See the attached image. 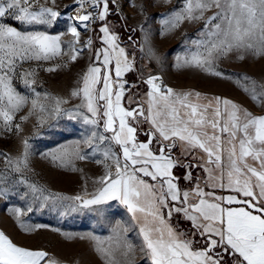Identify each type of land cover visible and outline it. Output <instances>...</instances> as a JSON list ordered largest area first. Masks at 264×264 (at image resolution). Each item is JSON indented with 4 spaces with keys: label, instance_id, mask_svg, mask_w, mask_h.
<instances>
[{
    "label": "snow or ice",
    "instance_id": "obj_1",
    "mask_svg": "<svg viewBox=\"0 0 264 264\" xmlns=\"http://www.w3.org/2000/svg\"><path fill=\"white\" fill-rule=\"evenodd\" d=\"M47 3L55 4V0H46ZM38 4L39 0H0V18L11 15L21 22L51 24L58 13L45 4L35 9ZM108 8V0H104L100 19H105ZM206 12L212 13L205 21L206 31L201 32L206 39L198 42L204 52L194 53L186 63L210 70L208 66L217 56L233 50L251 51L254 55L264 56V0H185L183 9L174 13L166 23L170 29H175L185 20L204 19ZM74 19L85 22L90 15L83 14ZM79 27V24L69 25L67 31L74 39L68 45L69 51L64 52L58 35L23 34L14 27L0 24V117L5 125L13 120L12 113L27 103V98L12 88L9 78V73L15 72L17 61H48L64 54L75 62L82 53V48L75 47L81 35ZM101 32L104 33L103 42L108 47L94 54L95 60L82 76V89L74 91L72 95L83 93L87 111L93 117L85 115V124L98 125V118H103L104 131L112 133L111 137H107L93 131L87 141L89 146L92 147L93 140L101 143L114 141L122 149L123 161L110 147L107 148L104 160H112L114 173L106 164L107 170L100 179L103 187L92 194L91 199L80 196L74 199L80 201L82 208L109 200H118L123 204L139 225L142 238L139 252L150 260V264H222V253L228 252L238 254L235 264H264V116H253L233 101L219 96L206 104L193 103L190 97L194 95L198 101L199 93H175L171 88L162 89L155 83L158 77L146 81L151 87L147 93L146 111L141 106L131 109L124 107L122 99L127 82L122 77L131 70V64L124 49L116 44V37L109 34L108 28L102 27ZM87 44L90 46L91 40ZM237 58L243 60L244 55L240 54ZM97 62L100 66H96ZM47 70L55 71V68ZM210 74L222 75L211 70ZM242 79L248 80L247 77ZM25 83L29 81L25 80ZM250 83V88L245 86V93H249L253 101L264 102V83ZM37 103L36 99L32 100L33 109ZM56 103V110L59 111L60 101ZM40 110L44 111L43 105H40ZM137 117L151 123L154 130L152 138L171 143H161L157 151L150 147L153 143L151 138L138 143L137 128L129 122V118L136 120ZM177 140L206 153V163L214 166L205 168L213 188L227 187L242 194L245 199L233 195L226 199L214 196L199 186L194 192L199 198L197 202L189 203L187 192L181 198L171 171L175 161L170 152ZM79 158L83 160L86 156ZM249 158L253 163H249ZM18 163L26 164V156L24 161ZM225 175L227 184L224 183ZM144 177L157 181L158 186ZM216 181H219V185ZM169 198L182 205L174 210L183 212L192 221L193 227L208 238V245L203 250H193L192 241L182 239L185 234L177 232L167 222L165 216L171 218L172 210L165 214L162 209L169 208ZM16 211L19 215L20 210ZM122 231L127 233L128 228ZM113 232L111 239L115 247L109 244L107 248L98 249L106 257V264H134V246L126 239L122 243L120 231L114 229ZM117 253L124 259H118ZM46 256L44 251L15 245L0 231V264H41Z\"/></svg>",
    "mask_w": 264,
    "mask_h": 264
},
{
    "label": "rangeland",
    "instance_id": "obj_2",
    "mask_svg": "<svg viewBox=\"0 0 264 264\" xmlns=\"http://www.w3.org/2000/svg\"><path fill=\"white\" fill-rule=\"evenodd\" d=\"M72 1L55 0V4H46V0H39L35 9L45 4L58 13L51 24L21 22L11 15L0 18V24L14 27L23 34L58 35L62 50L68 52V45L74 39L67 31L69 25L74 24L70 8ZM120 2L128 8L129 17L122 11ZM103 3L101 0L100 13ZM108 3L110 13L105 19L99 16L92 21L87 33L78 28L81 33L79 43L90 38L91 45L82 50L75 62L64 54L48 61L18 60L15 72L9 73L12 88L26 97L27 103L12 113L13 120L9 125H5L0 117V231L17 246L48 251L49 257L43 264H100L89 247L94 233L100 231L110 236L117 228L137 229L132 224V221L138 224L137 221L132 215L131 221L116 200L82 208L80 201L74 199L77 196L91 199L92 194L103 187L100 179L107 170L105 165L109 169L113 165L112 160H104V151L110 147L117 155L111 140L102 143L93 140L92 147L89 146L87 141L93 131L107 137L110 135L104 131L102 118H98V125L84 123L85 115L93 117L87 111L83 93L72 95L82 89V76L95 60L94 54L108 47L103 42L101 28L106 27L103 22L110 23L109 34L134 54L146 72L147 80L158 76L164 78L166 85L162 89L171 88L175 93H199L198 101L194 95L190 100L200 104L219 96L233 101L253 116H264V102L253 101L244 91L245 86L251 87V81H256L257 85L264 83V56L245 50L219 55L208 68L222 73L221 76L211 75L205 67L185 62L190 61L194 53L204 52L198 42L206 39L201 32L206 31L205 21L211 12H206L204 19L185 20L177 28L170 29L166 21L183 9L185 0H108ZM131 36L136 45L129 41ZM79 43L75 44L76 48ZM127 49L124 48V52L128 58ZM240 54L244 55L243 60L237 58ZM96 66H100L99 62ZM50 68L55 71H48ZM26 73L33 75L26 76ZM25 80L29 83L26 84ZM125 95L122 104L128 102ZM33 99L38 101L35 109L32 108ZM57 100L60 101L59 111L56 110ZM40 105L44 111L40 110ZM25 156L26 164L18 163L24 161ZM79 156H86V159ZM250 162L253 163L251 158ZM192 171L190 181L182 180L181 183L189 193V201L199 199L194 195L196 188L193 186L198 169ZM220 192L224 193L225 199L229 195L245 199L227 187ZM181 216L186 217L183 212ZM174 224L179 229L175 219ZM187 233L194 250H203L208 245L205 235Z\"/></svg>",
    "mask_w": 264,
    "mask_h": 264
},
{
    "label": "crops",
    "instance_id": "obj_3",
    "mask_svg": "<svg viewBox=\"0 0 264 264\" xmlns=\"http://www.w3.org/2000/svg\"><path fill=\"white\" fill-rule=\"evenodd\" d=\"M100 10H101V8H100ZM108 13H110V11H108ZM102 24H105L106 27L108 28V30H110L112 28L110 23L103 22ZM110 35H112V34H110ZM116 44L120 48L127 49V47L123 43H121L118 40V38H116ZM127 53L129 56L127 59L129 61V63L131 64V70L127 71L126 73L123 74L122 80L141 81L142 85L140 87H138L137 89H135V91L131 95L125 93V94H127V95H125V97L128 98V102H124L123 106L126 108H129V109L141 106L146 111L147 107H148L147 101L149 99L147 93L149 91H151L150 85H148L146 83L148 76L145 74L146 72L143 71L142 68L139 66L138 62L135 59L134 54L129 52L128 49H127ZM113 75H114V73H113ZM113 77L115 79V76H113ZM193 103H195V102L193 101ZM102 120H103V118H102ZM129 122L134 127L137 128L136 140L138 143L147 142L150 138L153 139L154 147H152V145H150V147L153 149V151H157L158 148L161 146V143H163L165 145L171 143L169 141H160V142L155 141L154 142V138L151 137V133L154 131L152 128V125L149 121L145 120L143 117H137L136 120H132L131 118H129ZM103 123H104V120H103ZM142 130L145 131L144 136H142L143 135ZM107 133L110 135V137L112 136L111 132H107ZM157 136H158V134H157ZM112 142H113V145L115 147L117 155L121 158V161H123L122 149L114 141H112ZM225 147H227V145H225ZM171 150L176 154V157L171 156V158L175 161V167H173V169L171 171H172L173 177H175L174 183H176L177 188H178L179 192L181 193V198H182L183 193L187 192V189L185 188V186L184 187L181 186L180 177H182V180H184V182H189L190 179L192 178L191 177L192 172H193L192 169H198V177L195 179V181H193V186L195 188H197V186H199V188L204 189L205 192H210V193H213L214 196L224 198V196H223L224 193L222 195L220 191H222V189L224 190L226 187L221 188V187L217 186V187L213 188L211 186L212 185L211 181H209V179H208V173L205 171V168L214 167V166L206 163V161H207L206 153H204L199 148L192 149L185 142H180L179 140L176 141L175 147H173ZM225 153L227 154V152H225ZM224 163H225V168H226L227 156L224 157ZM249 163H251L250 158H249ZM194 164L196 165L195 168H194ZM182 165H184V166H182ZM226 170H227V168H226ZM144 179L148 180L152 184H157V181H151L150 178L144 177ZM226 180H227V178L225 175V180H224L225 184L227 182ZM216 183H217V185H219V181ZM157 186H158V184H157ZM166 187L167 186L165 185V190H166ZM225 193H228V192H225ZM234 194H237V193L234 192ZM239 195H240V197H243L242 194H239ZM205 198L212 200L211 197H205ZM242 199H244V198H242ZM116 202H118L117 205L121 207L122 211H125L126 213H128V215L130 216V219H131V214L126 210V207L123 204H121L118 200H116ZM168 202H169V208L162 209V212H164L165 214H167L169 212V210H172L171 218H168L167 215L165 216L167 222L173 227L174 230H176L179 233L185 234L182 237V239H187V237H188L187 232H191V231H184V230H181L180 228L178 229V228H176V226L174 224L175 216H181V212H176L174 209L177 207H181L182 205L178 201H171L170 198H169ZM189 202L195 203V202H197V200H190ZM224 206L228 207L227 204H225ZM239 206H242V205H232V207H239ZM184 220L188 221L192 224V221H190L186 217ZM131 221H132V219H131ZM132 224L134 226H137V229L128 230L127 233H124L122 231V229H119V228H117L116 230L120 231V235L122 237H124V240L126 239L128 242H130L134 246V253L136 254L134 256V264H139V263L150 264V260H148L147 257H145L142 253L139 252V245L142 243V238L139 235V225L134 223L133 221H132ZM192 226H193V224H192ZM194 229H195V231H192V232L199 233L196 228H194ZM113 235H114V232H112L110 236H106V234H103L100 231L97 233H94L92 235L93 240L90 244L91 246L89 245V247L91 248L93 257H96L97 262L100 264H106V257L98 249L100 247L107 248L109 246V244H111L109 241H111V238L113 237ZM111 242H113V241H111ZM122 243H123V240H122ZM112 245H113V247H115L114 242L112 243ZM193 250H194V248H193ZM234 255H238V254H234ZM117 258L121 259V260L124 259L123 257L120 256L119 253H117Z\"/></svg>",
    "mask_w": 264,
    "mask_h": 264
},
{
    "label": "built area",
    "instance_id": "obj_4",
    "mask_svg": "<svg viewBox=\"0 0 264 264\" xmlns=\"http://www.w3.org/2000/svg\"><path fill=\"white\" fill-rule=\"evenodd\" d=\"M97 5H100L101 7V0H96L95 3L93 2V0H73L70 5V8H71V15H72L74 24H79L74 19L75 17L86 14V12H89L91 9L96 8ZM79 25H80L79 28L81 29V24ZM123 81L127 82L125 84V93H133L135 89H137L138 87L142 85L141 81H128V80H123ZM155 83L160 85L161 88H163L166 85V81L164 80V78L159 77V76H158V79L155 80ZM110 170L114 173L113 165H111ZM234 264H235V261H234Z\"/></svg>",
    "mask_w": 264,
    "mask_h": 264
},
{
    "label": "trees",
    "instance_id": "obj_5",
    "mask_svg": "<svg viewBox=\"0 0 264 264\" xmlns=\"http://www.w3.org/2000/svg\"><path fill=\"white\" fill-rule=\"evenodd\" d=\"M142 136L145 135V131L142 130ZM140 137V136H139ZM158 141L156 138H154V142ZM160 142V141H158ZM152 147H154V143L151 144ZM182 167V166H181ZM182 183V177H180V184ZM175 220H176V225L184 231H195L194 227L192 226V224L188 221H185L181 216H175ZM197 236L195 237V239L197 240ZM203 239H206V237H204ZM220 250H217V252H219ZM236 255L232 254L231 252L228 253H222V264H234Z\"/></svg>",
    "mask_w": 264,
    "mask_h": 264
},
{
    "label": "bare ground",
    "instance_id": "obj_6",
    "mask_svg": "<svg viewBox=\"0 0 264 264\" xmlns=\"http://www.w3.org/2000/svg\"><path fill=\"white\" fill-rule=\"evenodd\" d=\"M120 7H121L122 11L124 12V14L129 17L130 12H129L128 8L126 7V5L122 2H120ZM95 11H96V8L91 9L89 12H86V14L90 15V19L88 21L80 22V21L76 20L77 23L81 24L82 32L87 33L89 31L90 26H91V22L94 21ZM89 40H90V38L87 41H85L84 43H79L78 48H82V50L89 48L90 46L87 44V42Z\"/></svg>",
    "mask_w": 264,
    "mask_h": 264
},
{
    "label": "water",
    "instance_id": "obj_7",
    "mask_svg": "<svg viewBox=\"0 0 264 264\" xmlns=\"http://www.w3.org/2000/svg\"><path fill=\"white\" fill-rule=\"evenodd\" d=\"M100 5H97L96 6V11H95V16H94V20H96V19H98V17H99V12H100ZM135 31V30H134ZM134 34H132V36H133ZM129 37V41L132 43V44H134V45H136V42L133 40V37ZM170 155L172 156V157H176V154L171 150V152H170ZM182 166H184V165H182ZM196 167V165L194 164V168ZM20 247H22V246H20ZM23 248H25V249H28V250H38V251H44V252H46L47 253V256L45 257V261L48 259V257H49V253H48V251H46V250H44V249H33V248H27V247H23ZM45 261H42L41 262V264H43Z\"/></svg>",
    "mask_w": 264,
    "mask_h": 264
}]
</instances>
